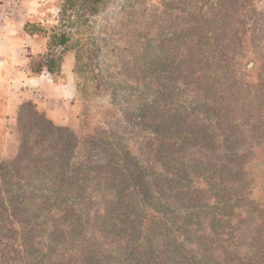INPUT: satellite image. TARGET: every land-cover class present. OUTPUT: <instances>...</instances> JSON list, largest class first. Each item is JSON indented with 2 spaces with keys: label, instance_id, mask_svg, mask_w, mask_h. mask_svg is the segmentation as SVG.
<instances>
[{
  "label": "trees",
  "instance_id": "trees-1",
  "mask_svg": "<svg viewBox=\"0 0 264 264\" xmlns=\"http://www.w3.org/2000/svg\"><path fill=\"white\" fill-rule=\"evenodd\" d=\"M124 1L149 21L113 76L68 30L33 65L59 76L73 53V104L80 76L112 101L65 127L22 107L19 151L0 158V264H264V0ZM108 2L63 13L87 25Z\"/></svg>",
  "mask_w": 264,
  "mask_h": 264
},
{
  "label": "crops",
  "instance_id": "crops-1",
  "mask_svg": "<svg viewBox=\"0 0 264 264\" xmlns=\"http://www.w3.org/2000/svg\"><path fill=\"white\" fill-rule=\"evenodd\" d=\"M33 19L25 9L18 23L0 29V158L4 160H11L19 151L18 118L25 104H32L56 126H71L74 122L75 56L69 52L63 56L59 76L46 68L34 72L36 61L46 58L48 40L28 32L27 25Z\"/></svg>",
  "mask_w": 264,
  "mask_h": 264
},
{
  "label": "rangeland",
  "instance_id": "rangeland-1",
  "mask_svg": "<svg viewBox=\"0 0 264 264\" xmlns=\"http://www.w3.org/2000/svg\"><path fill=\"white\" fill-rule=\"evenodd\" d=\"M124 0H109L107 5L103 7L96 16L89 19V23L85 25L83 19H80L76 12L68 11L63 13V7L65 0H27L26 12L34 16L32 24L37 26L39 36L49 40V37L53 32H61L62 30H68L72 32V38L77 44L76 48L85 49L86 59L85 62L93 67L96 63H99L101 68L105 70V74L111 73L112 76L116 71H113L111 66V59L115 56L114 51L124 50L128 42V34L137 30H144L147 28L149 21L148 15L137 13L136 8L127 6L126 9H122V4H125ZM156 0H150L152 6H156ZM258 8L264 7V1H260L257 4ZM71 18V21H69ZM135 50V48H133ZM143 62L138 61L139 67ZM127 64V62H123ZM88 69L89 66L86 65ZM86 68H83L84 76H87ZM127 68V67H126ZM262 69V63L257 64V75ZM238 76L244 80L252 79L254 77V70L252 64L249 66H242L239 70ZM91 76V74H90ZM110 77V79L112 78ZM249 76V77H247ZM79 91L77 102L72 106L73 120L78 126V119L81 117H97L101 112L107 109L111 105L112 98L110 96L98 95L91 100L87 99L90 92H93L91 85L84 86L85 80L80 76ZM81 98V99H80ZM78 118V119H77ZM73 122V124H74ZM72 124V125H73ZM2 133V132H1ZM3 137H5L3 135ZM18 139L21 142L23 136L18 128ZM28 143L27 149L32 152V142L36 138V134L32 130H28L24 136ZM140 137L139 139H141ZM16 140V138H15ZM131 144L136 142L135 139L131 140ZM2 143V144H1ZM3 146V141L0 142V152ZM11 160L8 161H12Z\"/></svg>",
  "mask_w": 264,
  "mask_h": 264
},
{
  "label": "built area",
  "instance_id": "built-area-1",
  "mask_svg": "<svg viewBox=\"0 0 264 264\" xmlns=\"http://www.w3.org/2000/svg\"><path fill=\"white\" fill-rule=\"evenodd\" d=\"M27 0H0V29L19 22L24 15Z\"/></svg>",
  "mask_w": 264,
  "mask_h": 264
}]
</instances>
